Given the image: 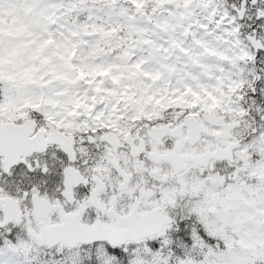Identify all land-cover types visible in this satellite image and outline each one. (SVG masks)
I'll return each instance as SVG.
<instances>
[{
  "label": "snow or ice",
  "instance_id": "obj_1",
  "mask_svg": "<svg viewBox=\"0 0 264 264\" xmlns=\"http://www.w3.org/2000/svg\"><path fill=\"white\" fill-rule=\"evenodd\" d=\"M5 2L6 0H0V20L3 19ZM11 2L19 5L20 8L35 4L37 13L42 14L44 18L50 17V25L45 20L40 27L30 29L32 38L38 39L44 34V27H48L59 47L71 44L74 26L70 16L84 11L82 5L108 4L107 9L97 7L95 12H92L91 18L93 21L106 18V22L113 25L119 24L120 13L127 11L119 0H11ZM126 2L141 14L142 20L147 17L148 11V8L142 5H164L160 9L159 16L147 17L157 27L163 28V32H153L146 26L138 29L148 48L139 49L140 55L134 63H148L149 67L145 69L146 71L162 68L161 57L151 54L145 56L143 53L150 52L156 47L167 51L163 44L158 45L156 41H163L165 37L175 38L180 54L178 59L184 65L176 73L175 83L170 86V92L175 99L177 96H182L189 88L193 92H198L196 84L213 91L215 85L209 86L202 78L210 77L215 80V72L222 65L218 58L214 64L207 61L211 56L218 57L220 52H225L230 59L224 71L226 84L224 90L227 92L229 86L237 90L230 94V100L221 104V108L230 103L237 113L241 111L245 113L242 117L238 116V119L248 122L252 127L239 146L232 148L231 161L222 155L220 158L209 156L206 162L189 170L180 160L179 153L183 151L181 147L171 157L176 162L177 169L175 176L170 177L167 175L168 163L160 158H156L153 163V160L147 156L151 148L146 145L144 150H134L137 170L133 171L131 168L123 170V160L113 161V165L108 164L105 150L112 147L114 136H118L123 141L125 125L137 114L141 105L134 101L130 102L125 120L119 122L116 131L113 132L111 127L96 126L95 117L103 108V105L98 104L92 112L93 119L88 120V129L77 134L76 143L73 145L74 158L54 143L43 152H33L18 160L8 171L0 168V196L7 193L19 201L21 213L25 208H32L33 197L36 196L47 197L49 204L60 202L66 214L64 223L53 229L49 226L54 221L58 223L57 211L42 206L38 216L44 235L38 245L34 243L33 249L25 253L22 251L23 245L29 239L34 240L35 237H30L27 230L23 229L22 226L26 223L23 215L17 223L11 208L6 210L2 206L4 201L0 200V221H3L6 211L10 216L7 223L0 222V264H253L251 246L257 241H264V230L258 231L256 226L257 220L264 219V195L260 199L256 198L257 181L256 176L253 175L264 172V157L249 147L264 134V0H203V3L197 0L194 13L196 23L188 26L190 41L182 38V29L176 23L177 14L183 11L185 0H170V2L126 0ZM204 5H207L206 11ZM213 8L217 9L215 14H212ZM87 10L92 11L91 8ZM153 36L155 39L152 38ZM3 49V37L0 36V55L3 54ZM205 49L211 50V56L204 51ZM241 56L244 57L242 61ZM80 60L87 62V54L83 49ZM242 66L247 68L245 74L250 80L253 76L256 79L252 80L251 86L246 83L243 88H239L235 83V77ZM195 68L201 71L196 72ZM252 69L255 71L253 72ZM168 80L169 77L165 74L162 83L167 84ZM157 87L159 85L151 86L145 82L140 89L146 93V96H156ZM25 91L26 94H31L30 90ZM61 91V86L54 85L48 90L46 99L60 100L61 104H65L70 96L58 95ZM78 91L83 98L84 90ZM9 96V86L0 81V102H4ZM106 103L108 110L100 118V123L111 125L115 123V117L111 115V101L108 100ZM146 111L150 112L151 106ZM176 112L180 114L176 116L173 113V116L176 123H179L190 113H199L200 106L182 113L177 108ZM119 114L124 115L123 107ZM33 115L41 122L44 121L45 116H48L55 123H59L64 119L65 113L46 106L42 112ZM85 119V115L82 114L78 122ZM209 119L214 130H219L223 126L215 118ZM67 122L65 120V123ZM155 123L171 124L172 117L149 122L148 127H153ZM40 126L46 128L44 135L51 131L43 123L38 124V128ZM140 127L142 125L138 124L137 128ZM240 127H243V123ZM237 130L238 128L232 129L233 132ZM64 131L63 127L59 129V132ZM144 131L141 132V136L144 135ZM218 139L222 142V146H227L230 137L225 135ZM138 143L139 140L135 138V129H133V138L118 144L116 152L118 155L124 154L128 151L129 144ZM163 144L168 148L172 146L171 140H163ZM80 148L86 149L87 155L82 154L78 150ZM236 152L247 154L237 158ZM2 156L3 153L0 152V158ZM67 168L78 169L85 179L66 185L64 177ZM109 168L112 178L116 181L115 184H109L105 180ZM93 174L98 177L97 181H93ZM140 174L148 178L143 195L138 188ZM213 177L220 184L217 191L221 195L219 201L215 202L217 211L209 212L205 219L193 210L207 203L202 194L195 193L202 181L210 183ZM182 182L185 183L186 194L181 199L176 194V190L180 188ZM238 191L244 194L249 201L248 205L238 206L239 201L234 198ZM261 191H264V188ZM97 197L105 202L112 197L116 211L101 213L97 208ZM173 199L176 200L174 208L170 204ZM129 200L135 203L136 211L131 215H118L121 207ZM162 204L166 206L165 210L169 211L171 219L166 223L170 226L157 230L143 239H131V235L160 222L159 211L148 215L144 213L146 210H158ZM228 205L231 207L229 208ZM208 206L213 205L208 204ZM78 208H81L78 214L79 221L90 226L96 225L94 234L97 238L79 240L75 243L50 240L49 237L56 233H70L76 229L77 217L71 214ZM244 212L251 217L248 222H241ZM226 215L233 221L235 228L230 235H222L218 231L221 219ZM97 220L100 221L99 224L96 223ZM105 225L108 227L106 228ZM114 230H120L122 238H111L110 233ZM239 240L244 241L247 247L237 244ZM256 253L260 258L255 260V264H264V248L257 249Z\"/></svg>",
  "mask_w": 264,
  "mask_h": 264
},
{
  "label": "rangeland",
  "instance_id": "obj_2",
  "mask_svg": "<svg viewBox=\"0 0 264 264\" xmlns=\"http://www.w3.org/2000/svg\"><path fill=\"white\" fill-rule=\"evenodd\" d=\"M119 3L127 11L120 13V23L116 25L106 22V18L93 21L91 15L95 10L88 13L86 17L83 16V11L71 14L70 21L74 26L72 42L68 46L59 47L56 38L48 27H44V34L38 39L32 38L30 29L40 27L45 20L50 25V17L44 18L42 14L37 13L35 4L20 8L11 0H6L3 19L0 20V36L3 37L4 42L3 54L0 55V81L9 86L10 96L4 102H0V112L14 116L16 115L14 110L16 107L37 108L42 112L44 107L50 106L54 110L63 111L66 109L67 118L72 119L71 115L75 105L79 109L86 111L92 109L94 111L99 104L103 105V108L97 116H104L108 110L106 101L110 100L112 114L117 109L120 111L121 107L128 110L129 103L134 101L141 105L137 112L143 113L147 117L164 114L166 110L186 106L199 105L200 110H211L213 107L221 108V104L230 100V94L237 90L230 86L227 92L224 90L226 87L224 71L228 67L230 58L223 51L218 54V57L211 56V50L208 49L204 50L211 56L207 63L214 64L218 58L220 65H222L215 72V80L210 77L202 78L209 86L215 85L213 91H208L206 88H202L200 84H196L199 89L198 92H193L189 88L182 96L173 99L170 86L176 81V73L184 66L178 59L180 54L175 38L165 37L163 41H156L158 45L163 44L167 51L156 47L150 52L145 51L143 53L145 56L151 54L161 57L162 68H158L156 71H146L145 69L149 67L148 63H134L137 56L140 55L139 49L148 48L138 29L146 26L153 32H163V28L157 27L147 17L159 16L161 14L160 9L164 5H142L148 8L147 17L142 20L141 14L126 0H119ZM98 7L107 9L109 5L98 4ZM189 7V1L185 0L183 11L178 13L176 18V23L182 29V38L185 41H190V35L186 36L189 31L188 26L196 23L195 17L190 16L192 9ZM84 8L87 9V7ZM127 26L133 27V29H129ZM98 33L109 35L108 38H104L105 45L103 46H101L103 39L99 37ZM152 38L155 39L154 36ZM220 43L222 46V42ZM90 44L91 47H89ZM81 49L87 54L86 63L80 60ZM194 70L196 72L201 71L199 68ZM165 74L169 77L167 84L162 83ZM241 75L242 69H239L235 77V83L239 88H242ZM145 82L151 86L159 85L156 89V96H146V93L141 91L140 86ZM54 85L62 87V91L58 95L70 96L65 104H61L60 100L48 101L46 99L48 90ZM80 89L84 90L83 98L78 91ZM25 90H30L31 94H26ZM89 93H91L90 96ZM149 106H151L150 112L146 111ZM224 109L237 116V119L238 116L242 117L245 114L243 111L237 113L230 103ZM27 114L28 111H22L21 117L23 118ZM119 116L118 114L117 117ZM238 120L242 122L241 119ZM246 123L248 126L249 123ZM249 147L264 157V134ZM246 154V152H236L235 156L240 158ZM253 175L256 176L257 181L255 195L257 199H260L264 195V191H261L264 188V172L253 173ZM219 186L220 184L213 177L210 183L202 181L197 193H195L202 194L207 202L201 207L193 209L205 219L209 212L215 213L217 211L215 202L220 199L221 193L217 191ZM176 193H179L181 199L186 194L184 182L181 183ZM234 198L239 201L238 206H246L249 203L244 194L239 191L235 193ZM208 204L213 206L209 207ZM228 207L230 208L231 205ZM257 211L259 212V210ZM250 219L251 217L247 212L242 213L241 222H248ZM256 226L258 231L264 230V219L257 220ZM234 230L233 221L228 219L227 215L221 219L218 228L220 234L230 235ZM237 244L247 247L242 240L237 241ZM33 246L34 242L29 239L23 245L22 251L27 253L28 250L33 249ZM251 247L253 249V264H255V260L260 258L256 250L264 248V241H257Z\"/></svg>",
  "mask_w": 264,
  "mask_h": 264
},
{
  "label": "flooded vegetation",
  "instance_id": "obj_3",
  "mask_svg": "<svg viewBox=\"0 0 264 264\" xmlns=\"http://www.w3.org/2000/svg\"><path fill=\"white\" fill-rule=\"evenodd\" d=\"M213 10H217L216 8H213ZM212 10V11H213ZM244 59L243 56L240 57V60L242 61ZM247 68L245 66H242V88L244 84H249L251 86L252 80L256 79V77H252V80L249 79V76L246 75ZM254 72L255 69H252ZM197 106H190L185 108H179L180 112L187 109H194ZM16 115L10 116L7 114H4L3 112H0V121L3 123H15L17 125H21L24 120L28 119L32 121L33 129H32V135L31 137L35 136L36 134L40 133L43 135L44 139H47L49 136L57 137L60 140V143H49L46 148H48L51 144H57L60 148L65 150L70 154V157L74 158L73 153V145L76 143V137L78 133L84 132L88 129V120L93 119L92 118V112L93 110L90 109L89 111H86L85 109H79L75 108L72 112V119L67 118V110L63 109V112L65 113L64 119H62L59 123H55L54 120L48 116H45V119L43 122L38 121L34 113L40 112L37 108H33L31 112L27 114L25 118L21 117L22 111H29L28 108H22V107H16L15 109ZM85 112H84V111ZM211 110H200L199 113H190L187 117L184 118V120H181L179 123H176L175 116H173V113H175L176 116H178L180 113L176 112V109L169 112V110L164 111V114H159L156 116H144L143 113L137 112V114L131 118L130 122L126 123L125 130L123 132V141L119 139L118 136H114L113 144L110 149L105 150V155L108 158V164L113 165V161H119L123 160V170H127L131 168L133 171L137 170V161L136 157L133 154L135 149L144 150L145 146L151 148V151L147 153V156L149 159L153 160V163H155L156 158H160L165 160L168 163V171L167 175L170 177L175 176V170L172 166V163L168 162L166 158L168 157L170 160L171 157L177 153V151L182 147L183 151L179 153L180 160L183 157H187L190 155H201L203 153H206L208 151L214 150L216 147L219 148H226L230 143L233 141H242L245 137V135L248 133L249 128L252 127L251 124H248L244 121L243 127L239 128L235 132H231L229 134L230 140L227 142V146H222V142L219 139L212 138L207 133L201 132V134L198 135V130H207L208 132L212 134H217L218 136H223L222 133H225L224 127L222 126L219 130H214L212 125L204 118L207 113L212 112ZM120 111L117 109L116 112L111 113L113 117H115V123L111 125H105L100 123V118L103 117L97 116L95 117V123L97 127H111L113 129V132L116 131L117 125L119 122L124 121L125 117L128 114V110L124 109V115L119 114ZM85 115L86 119L82 122H78L81 115ZM120 115L117 117V115ZM169 117H172V123L166 124V123H155L153 127L149 128L148 123L159 121V120H167ZM218 117H221L223 119V123H229L230 121H234L235 117L232 113L229 111H225V109L220 110V113H218ZM227 118V119H226ZM65 120L68 122L65 123ZM69 122H72V124H69ZM43 123L47 126V129H50L51 131L48 132L47 135H44L46 128L44 126H40L38 128V124ZM140 124L142 127L137 128V125ZM63 127L65 129L64 132H59V129ZM133 129H135V138L139 140L138 144H129L128 151L124 154L118 155L116 152V146L122 142H128L133 138ZM144 129H147V131H144ZM144 131V135L141 136V132ZM58 133V135L56 134ZM62 133V134H61ZM60 134L62 135L60 137ZM54 135V136H53ZM198 138V141L192 145V141H195ZM98 139H103L102 137H98ZM163 140H171L172 146L171 148L165 147L163 144ZM13 148H16V145L13 146ZM45 148V149H46ZM44 149V150H45ZM16 150V149H15ZM43 150V151H44ZM82 154L87 155V150L84 148L78 149ZM40 151V152H43ZM11 157V154L9 155ZM173 162V160H172ZM15 164V163H14ZM14 164L8 165L7 163V156L3 154L2 158H0V168H3L4 171H8ZM188 169H195L197 168L192 163L186 164ZM119 167V165H117ZM108 175L105 176V180L109 184H115L116 181L111 176V168L108 169ZM151 174V173H150ZM131 175V173H129ZM85 177L81 174V172L78 169L75 168H67L65 169V177L64 182L66 185H71L73 183H78L81 180H84ZM93 181H97L98 177L96 175H92ZM148 178L145 177L143 174L139 175V181H138V188L141 192V195L144 194V186L147 184ZM179 196V193H176ZM71 197H69V200ZM0 200L4 201L3 207L8 204L12 209H14L15 213L23 215L26 223L23 224V229L27 230L29 233V236L32 237V235H41L44 230L41 228V221L38 216V212L40 208L47 207L50 210H56L57 216H58V223L52 222V224L49 226L50 228L59 227L64 223V217L65 213L63 211V206L60 204V202L56 201L51 204H49L47 197L38 198L36 196L33 197V206L31 209L25 208L23 210V213H21V209L19 207V201H17L14 197H10L7 193H4L3 196H0ZM97 208L101 213L107 214L112 213L116 211L115 203L112 197L108 198V201L105 202L104 200L97 197L96 200ZM172 208L176 205V200L173 199L170 202ZM83 205H81V208ZM81 208H78L76 212L72 213L71 215H74L77 217V227L75 230H73L70 233H62L65 237H70L74 234H76L79 231H93L96 230V225H89L87 223H81L78 218V214L81 210ZM166 206L161 205L160 209H151L146 210L145 215L150 214L151 212L159 211L160 215V221L166 222L170 221L171 217L169 215V211L165 210ZM136 211L135 203L129 200V202L122 206L120 209V212L118 215H131L133 212ZM31 217V219H30ZM1 222V221H0ZM16 222L19 223L20 219L16 218ZM4 223V221H2ZM97 224L100 223L99 220L96 222ZM170 226V225H169ZM107 228L108 226L105 225ZM167 227V226H165ZM164 228V227H163ZM39 230V231H37ZM111 233L120 234V230H114ZM35 244L38 245V243L31 239Z\"/></svg>",
  "mask_w": 264,
  "mask_h": 264
},
{
  "label": "water",
  "instance_id": "obj_4",
  "mask_svg": "<svg viewBox=\"0 0 264 264\" xmlns=\"http://www.w3.org/2000/svg\"><path fill=\"white\" fill-rule=\"evenodd\" d=\"M204 7H205V11L207 10V6L206 5H204ZM196 8H197V6H195L194 7V10L196 11ZM215 14V13H214ZM217 112V110L215 111V113ZM208 116H210V115H208ZM239 125V123H234V124H232L230 127L231 128H234V127H236V126H238ZM6 128H9V134H12V135H9V136H6L5 135V132H4V130L6 129ZM15 131H16V137L18 138V140H20L19 142L21 143V141L23 142V143H21V146L23 147L22 148V151H21V154L22 155H28V154H30V153H32L33 151H35V150H37L38 148H36V146L38 145H42V143H44V141L45 140H42L41 141V139L39 138V137H37L36 139H29V137H30V135H31V130H29L26 126H22V127H14V125H12V124H1L0 123V151H3V146H2V143L4 142V141H11V140H13L14 138H15V134L13 135V133H15ZM4 136H6V137H4ZM11 136V137H10ZM19 136V137H18ZM216 138L218 137V136H216V135H214ZM4 138L6 139V140H4ZM13 138V139H12ZM39 139V140H38ZM39 141V142H37V141ZM29 141V142H28ZM32 141V142H31ZM36 141V142H35ZM34 142H35V144H34ZM47 142V141H46ZM19 143V144H20ZM25 143V144H24ZM27 143V144H26ZM24 144V145H23ZM34 145H36L35 147H34ZM40 145V146H41ZM27 146V147H26ZM238 146V145H237ZM29 149V150H28ZM23 152V153H22ZM220 155H222V156H224V157H226V158H228L230 161H231V159H232V157H233V155H232V148H228V149H219V150H216V151H214V152H210V153H206V154H204V155H202V156H191V157H188V158H186V160H182L185 164H186V161H188V162H193V163H195L196 165H198L199 166V164L200 163H202V162H206L207 161V158L209 157V156H214V157H217V158H220ZM167 160L170 162V163H172V165H173V167H174V169H175V171H176V169H177V164H176V162L175 161H173L172 162V160H170L169 158H167ZM7 218L5 219V222L7 223ZM168 224V223H167ZM152 225H149L148 227H149V229H147V228H145L143 231H141V232H137V233H135V234H133V235H131L130 236V238L131 239H143L145 236H148V235H151L153 232H155V231H157V230H161V228H154V229H150V228H152L151 227ZM128 232H131V230H127ZM110 236H111V238H113V239H117V238H122V236H121V234L120 235H117V234H113V233H110ZM37 237V239H38V242L40 243L41 242V238L43 237V236H36ZM90 238H95V234L94 233H92V232H86V233H84V234H82L81 233V235L77 238V239H74L72 242H68V240H65L64 238H62V237H59V238H56V237H49V239L50 240H52V241H55V240H60V241H62V242H65V243H75L76 241H79V240H85V239H90Z\"/></svg>",
  "mask_w": 264,
  "mask_h": 264
},
{
  "label": "trees",
  "instance_id": "obj_5",
  "mask_svg": "<svg viewBox=\"0 0 264 264\" xmlns=\"http://www.w3.org/2000/svg\"><path fill=\"white\" fill-rule=\"evenodd\" d=\"M81 7H83V8H84V7H87V9H88V8H91V10L93 11V10H95V9L98 7V5H82ZM87 9L83 11V16H84V17H86V16L88 15V13H90V11H88ZM92 11H91V12H92ZM132 26H133V25H132ZM127 28H129V29H133V27H129V26H127ZM104 36H108V34H106V35H104Z\"/></svg>",
  "mask_w": 264,
  "mask_h": 264
},
{
  "label": "bare ground",
  "instance_id": "obj_6",
  "mask_svg": "<svg viewBox=\"0 0 264 264\" xmlns=\"http://www.w3.org/2000/svg\"><path fill=\"white\" fill-rule=\"evenodd\" d=\"M4 132H5V135H6V136L11 135V134H9V132H10V131H9V128H6V129L4 130ZM13 135H14V133H13Z\"/></svg>",
  "mask_w": 264,
  "mask_h": 264
}]
</instances>
